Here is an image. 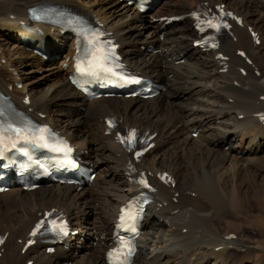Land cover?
I'll return each mask as SVG.
<instances>
[{"label": "bare ground", "instance_id": "6f19581e", "mask_svg": "<svg viewBox=\"0 0 264 264\" xmlns=\"http://www.w3.org/2000/svg\"><path fill=\"white\" fill-rule=\"evenodd\" d=\"M200 3L222 4L242 20L233 23L232 35L223 36L217 51L193 45L199 37L188 16L171 24L161 20L187 15ZM46 4L102 23L118 40L125 61L135 71L159 80L163 91L143 100H86L68 79L70 48L57 65L51 63L52 83L35 89L30 77L22 75L27 73L18 68L48 66L33 47L62 55L56 42L64 45L66 36L58 27L41 24L36 40L22 43L33 34L25 27L27 9ZM263 10L264 0H158L153 11L140 14L119 0H0V90L29 116L67 136L97 172L94 183L81 188L52 184L28 192L13 186L0 193V235H7L0 247V264L27 260L33 264H106L105 251L118 209L137 187L131 180L134 170H146L156 190L132 264H242L247 260L244 251L236 259L232 248L241 243L229 236L234 231L223 222L225 217L230 219V210L242 211L243 192L223 171L228 166L238 170L247 163L264 164V121L260 119L264 112ZM250 27L260 35L259 45ZM10 44L13 50L8 49ZM219 51L228 60L217 58ZM225 65L228 70L222 72ZM25 95L30 96L29 104L24 102ZM107 117L115 118L121 131L136 127L141 133L156 134L154 146L143 158L133 160L115 134L107 133ZM197 128L201 132L194 137ZM163 171L175 178L174 185L156 179ZM53 208L69 218L72 235L52 255L41 242L22 253L30 228L40 214Z\"/></svg>", "mask_w": 264, "mask_h": 264}, {"label": "rangeland", "instance_id": "374dc122", "mask_svg": "<svg viewBox=\"0 0 264 264\" xmlns=\"http://www.w3.org/2000/svg\"><path fill=\"white\" fill-rule=\"evenodd\" d=\"M10 41L13 42L12 39H10ZM11 45L12 44L8 46V49L13 50L14 47L13 45ZM66 48L67 47L65 45L64 53L66 52ZM27 51H29L28 48ZM8 56L10 57L11 55L9 54L7 55V57ZM11 57L14 58L15 56ZM60 59H62V57L57 56L53 60H48L47 63L49 65L44 67L42 66V70L38 67H35L34 64H31L29 66H20L18 69H23V72L27 73L22 75H27L28 77H30V81L33 82L35 89L38 88L39 90H43L45 87H48L52 83L54 78V76L49 72L51 70L49 69L51 63L53 61H56L55 65H57L60 62ZM4 62L5 59L3 58L2 63ZM243 75L245 76L246 74ZM236 85H238V83ZM230 101H232V99H230ZM197 135L193 136L197 137ZM244 146L246 145L244 144ZM194 149L195 148H193V150ZM184 152L190 153L189 150ZM182 158L183 160H185L184 155L182 156ZM238 159L240 160V158ZM241 163L246 164L245 160H242ZM151 164L155 166L159 165V163L155 162H152ZM250 164L251 163L246 164L247 169L245 167H241L236 170L237 168L234 167L233 170V168H230L228 166L227 169H224L223 171V174H225L227 177H230L231 179H234L237 184H240V190L241 192H243L241 194V205L243 207L242 211H240L239 213V211L235 212L236 209L233 211L230 210V212H232L231 215H229L230 219L225 217L223 222L225 221V223L229 224L227 229L233 230V236H235L236 239H238L241 243L239 246H234L232 248L233 254H235L236 259L239 260L241 258V253H243L244 251L246 252L245 254H248V258L247 260H244L242 264H264V164H257L255 162L251 165ZM190 171H192V167ZM226 208H228V204L226 205ZM230 222H232L233 224H230ZM220 223L222 224V222ZM216 225L219 226L218 224ZM198 231L199 235L201 229H198ZM153 243L154 242H152L151 245H153ZM196 252L202 253V251Z\"/></svg>", "mask_w": 264, "mask_h": 264}, {"label": "snow or ice", "instance_id": "6c2138e0", "mask_svg": "<svg viewBox=\"0 0 264 264\" xmlns=\"http://www.w3.org/2000/svg\"><path fill=\"white\" fill-rule=\"evenodd\" d=\"M90 43H92V41H90ZM108 59L107 54L101 52L100 49H97L96 51H94L92 53V58L89 61L88 64V69H101L104 70L105 68V63ZM77 69L80 71H84V69H81L80 65H77ZM128 82H134V81H128ZM9 129L14 132L16 134V136L20 139H24L27 140L28 137L24 135L23 130L18 129V128H12L11 125H9ZM41 133L43 132H47V129H40L39 130ZM0 136H2V133H0ZM135 138V132L134 130L132 132L129 133V137L127 139V142L129 144H131L133 142ZM40 140H43L44 137L40 136L39 137ZM3 141L0 140V143H2ZM124 142V141H122ZM12 147H16V142L13 141L12 142ZM66 151L70 152L71 149L67 148V146H65ZM137 155H139V153H137ZM139 183H141L144 187H148L147 182L143 179H141L139 181ZM139 213L131 210V206H129L128 209H122L121 210V215H120V223L117 225L118 228H122V227H127L130 228V230L135 231V222L137 220ZM41 225H37V228L33 230L32 235H35L37 230L40 228ZM62 232H64L66 234V228H61L60 229ZM133 252V248L132 246L129 245H125L123 242L121 243V246L117 249H114L112 251L109 252V260H110V264H124V262L127 260L128 256H130ZM115 257V259H114Z\"/></svg>", "mask_w": 264, "mask_h": 264}]
</instances>
